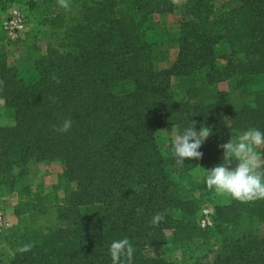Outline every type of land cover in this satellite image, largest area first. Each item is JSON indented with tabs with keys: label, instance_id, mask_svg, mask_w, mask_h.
<instances>
[{
	"label": "trees",
	"instance_id": "16d2710c",
	"mask_svg": "<svg viewBox=\"0 0 264 264\" xmlns=\"http://www.w3.org/2000/svg\"><path fill=\"white\" fill-rule=\"evenodd\" d=\"M19 1L45 30L26 32L11 61L0 15V99L15 117L0 127V195L18 198L17 224L0 233V264H112L109 247L123 238L133 264H264V199L221 203L206 185L220 144L264 132V0L232 9L184 0L177 33L154 21L174 14L177 0H69L67 10L58 0ZM171 42L178 56L164 69ZM222 82L236 87L220 90ZM67 119L71 129L57 131ZM191 121L213 135L202 159L178 166L159 133L179 135ZM32 159L63 165L51 191L30 182ZM204 205L214 209L208 229L199 226ZM168 243L179 245L178 261L149 252Z\"/></svg>",
	"mask_w": 264,
	"mask_h": 264
},
{
	"label": "clouds",
	"instance_id": "9594fccd",
	"mask_svg": "<svg viewBox=\"0 0 264 264\" xmlns=\"http://www.w3.org/2000/svg\"><path fill=\"white\" fill-rule=\"evenodd\" d=\"M58 4L66 10L70 8L69 0H58ZM53 79L59 83L55 75ZM2 84L3 81H0V85ZM71 124L70 119L64 120L57 131L66 133L71 129ZM211 135L212 128L201 125L197 131L196 122L191 121V126L173 137V156L176 164L183 166L186 159H202L203 153L199 149ZM262 146L264 132L256 128L245 130L238 140L231 138L220 144L219 147L223 149L222 162L207 170V187L242 203L264 199V159L257 152ZM161 220L163 216L157 213L151 224L158 225ZM33 247L34 245L29 243L18 247L16 251L24 253ZM109 253L112 264H133L135 249L128 238L114 240L109 247Z\"/></svg>",
	"mask_w": 264,
	"mask_h": 264
},
{
	"label": "rangeland",
	"instance_id": "374dc122",
	"mask_svg": "<svg viewBox=\"0 0 264 264\" xmlns=\"http://www.w3.org/2000/svg\"><path fill=\"white\" fill-rule=\"evenodd\" d=\"M24 1H19V0H15L14 3L8 4L5 3L4 1H0V15H1V24H2V28L4 30L3 27V23H4V19L6 14L8 13L9 10H11L13 7H19V6H23ZM27 7V6H26ZM184 11V0H177L176 3V12L172 15H167L166 17L160 16V15H155L154 16V21L156 23H167L169 26L170 25H175L176 22H179L183 16V14L181 12ZM26 18L28 20V23L30 25V31L32 30H45V28L43 26L40 25L39 20L35 17V7L33 9H30L27 7L26 9ZM173 28V26H172ZM28 31V32H30ZM5 32V31H4ZM175 32V31H174ZM6 33V32H5ZM7 39L12 42L14 45L11 46V48L13 49L14 52V56L11 57V61L14 58H18L19 55V51L20 49H22V44L20 43V40L18 41H11L8 37ZM41 47V53L45 54L46 53V48L44 43L40 44ZM175 55V52L173 53ZM169 62L167 63H163L162 67L164 66H168ZM264 80V79H263ZM174 85L175 88L178 87L179 85V80L177 82V80L174 79ZM221 86L223 87H236V83H232L231 85L229 83H223ZM182 94L183 92H178V94ZM15 125V117H14V113L12 110H8L5 108L4 105V101L0 99V127H11ZM175 135H178L177 131L171 127H166L164 129H162L159 133V146L160 149L162 151V153L165 156L169 155L170 152V148L172 147V141H173V137ZM241 134H236L235 137L233 138V140H238L239 136ZM258 155L263 159V156L261 154V147H259L257 149ZM222 156H220L219 161L220 163L222 162ZM235 166V165H234ZM27 172L29 175V179L30 182L33 183L34 186L37 185H41L43 187V189L46 192L51 191L52 186L57 182V176L59 173H62L64 170L63 165L60 162H55V161H38V160H30L27 164ZM20 170V168H15V171ZM204 174V171L201 172L199 175L198 174H193L192 177L186 179V181L189 180H198L202 177V175ZM217 193V192H216ZM231 198L229 195L224 194H216V200L218 202L224 203L227 201H230ZM17 204V203H16ZM12 226L11 228L17 224V218L15 217L12 220ZM63 225V224H62ZM65 227H70V224H64ZM10 228V229H11ZM9 229V230H10ZM260 234L264 235V225L260 228ZM149 252L154 256V257H161L164 258L168 261H178L180 259L181 256V250L179 248V245H173L171 243L168 244H163V245H156V246H152L149 248ZM215 257V255H212L210 257V260H213Z\"/></svg>",
	"mask_w": 264,
	"mask_h": 264
},
{
	"label": "built area",
	"instance_id": "2783aa9c",
	"mask_svg": "<svg viewBox=\"0 0 264 264\" xmlns=\"http://www.w3.org/2000/svg\"><path fill=\"white\" fill-rule=\"evenodd\" d=\"M7 37L11 41H18L24 34L30 31V25L26 18L24 6L13 7L5 16L3 23ZM3 197L0 195V233L7 231L12 226V219L7 214V208L3 205ZM214 209L211 205H204L199 219V226L202 229L213 227Z\"/></svg>",
	"mask_w": 264,
	"mask_h": 264
},
{
	"label": "crops",
	"instance_id": "0c3cea01",
	"mask_svg": "<svg viewBox=\"0 0 264 264\" xmlns=\"http://www.w3.org/2000/svg\"><path fill=\"white\" fill-rule=\"evenodd\" d=\"M219 1H220V6H223L225 8H229V9L237 8V7H239L241 5V0H219ZM181 13L183 14L184 11L181 12ZM163 17H166V16H163ZM161 26L168 28L172 33H177L179 31L178 22H176L175 25H170V26L167 23H164V24L161 23ZM172 26H173V28H172ZM163 48L166 51H168V53H167L166 59L164 61H161L160 63H158L159 67L164 68V69L165 68H170L174 64L176 59H177L178 51H179L178 44L175 43V42H171L169 45H165ZM174 52H175V55L173 54ZM167 62H169V65L165 66V67L164 66L162 67V64L163 63H167ZM223 83L225 84V83H228V82L220 83L218 85V88L220 90H223V91H230V86H228V87L221 86ZM175 91L177 92V90H175ZM178 91H181V90L178 89ZM242 133L243 132H238L237 134H242ZM17 202H18V198H17L16 195L7 196V197H5L3 199V205L7 208V214L12 220L15 218V215H14V212H13V208L16 205Z\"/></svg>",
	"mask_w": 264,
	"mask_h": 264
}]
</instances>
